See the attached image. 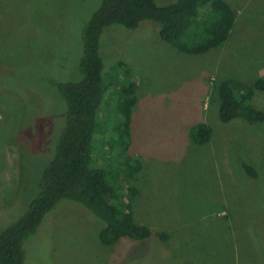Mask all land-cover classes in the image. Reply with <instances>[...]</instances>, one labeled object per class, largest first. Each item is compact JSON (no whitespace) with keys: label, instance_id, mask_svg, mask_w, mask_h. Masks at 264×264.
Returning a JSON list of instances; mask_svg holds the SVG:
<instances>
[{"label":"rangeland","instance_id":"374dc122","mask_svg":"<svg viewBox=\"0 0 264 264\" xmlns=\"http://www.w3.org/2000/svg\"><path fill=\"white\" fill-rule=\"evenodd\" d=\"M227 1L237 10L230 34L203 54L176 50L151 21L136 29L111 25L100 40L103 74L117 86L99 108L93 155L113 171L129 157L140 160L129 180L124 174L123 188H138L134 219L168 239L122 237L102 245V222L61 200L46 214L25 264H264V124L222 123L215 92L222 79L252 83L264 74V0ZM100 3L0 0L1 227L24 212L53 157L66 111L56 84L80 79L82 32ZM120 61L124 66L113 69ZM129 80L136 82V103L124 151L110 128L122 121L118 90ZM252 103L263 106L264 94L256 92ZM201 121L213 131L204 145L188 136ZM243 161L258 179L248 177Z\"/></svg>","mask_w":264,"mask_h":264},{"label":"trees","instance_id":"16d2710c","mask_svg":"<svg viewBox=\"0 0 264 264\" xmlns=\"http://www.w3.org/2000/svg\"><path fill=\"white\" fill-rule=\"evenodd\" d=\"M236 14V8L227 0H175L167 4L156 0H101L82 32L80 79L56 84L65 100L66 111L53 157L43 168L36 193L24 212L6 226H0V264L27 262L29 247L42 229L46 214L56 209L61 200L80 204L94 215V221L103 223L98 233L102 245L110 246L122 237L143 240L155 235L161 241L168 239L166 232L153 231L134 219L131 202L139 194L138 188L132 185H128L127 190L123 188L126 178L129 180L141 169L140 160L127 158L116 173L117 170L101 166L93 155L92 139L99 127V108L106 98L110 101L112 95L108 90L117 86L115 79L103 74L100 40L111 25L136 29L142 21H151L158 27L160 39L182 53L199 55L219 47L227 39ZM123 66L120 61L113 69ZM129 72V68H125L124 73ZM135 84L131 80L129 88L118 90L122 95L116 109L122 121L110 128V134H118V139L112 138V142L124 151L130 146ZM215 92L217 116L222 123L238 119L249 124H264V105L257 107L252 103L256 92L264 94V74L252 83L232 77L222 79ZM212 133L205 121L188 130L190 140L198 145L208 143ZM241 165L248 177L258 179L254 165L247 161ZM124 174L128 176L125 178Z\"/></svg>","mask_w":264,"mask_h":264}]
</instances>
